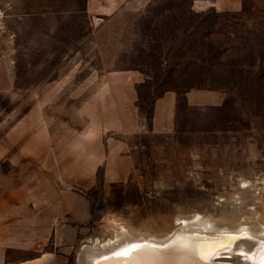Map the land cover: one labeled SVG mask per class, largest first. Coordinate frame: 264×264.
<instances>
[{
	"label": "rangeland",
	"instance_id": "1",
	"mask_svg": "<svg viewBox=\"0 0 264 264\" xmlns=\"http://www.w3.org/2000/svg\"><path fill=\"white\" fill-rule=\"evenodd\" d=\"M188 1L153 4L133 48L102 50L118 58L110 68H132L144 77L135 84L134 101L144 130L127 136L132 155L127 176L104 181L98 168L80 185L64 172L53 177L44 165L71 157L67 129L96 116L73 111L82 93L78 100L66 91L74 84L76 89V82L62 84L57 95L56 87L47 88L57 74H72L71 59L97 52L83 44L82 0H0L5 259L58 248L77 264L83 249L82 262L90 264L87 256L111 246L139 238L161 241L187 229L246 231L230 252L220 253H230L233 264L264 252V0H242L236 11L189 9ZM75 67V76L87 70ZM167 90L175 93L172 126L153 132L152 101ZM186 91L200 102H188ZM47 130L59 140H48ZM60 139L64 143H56ZM63 189L85 193L89 218L73 241L55 243L48 223L62 214L47 203L57 201ZM234 247L241 253L234 254Z\"/></svg>",
	"mask_w": 264,
	"mask_h": 264
},
{
	"label": "crops",
	"instance_id": "2",
	"mask_svg": "<svg viewBox=\"0 0 264 264\" xmlns=\"http://www.w3.org/2000/svg\"><path fill=\"white\" fill-rule=\"evenodd\" d=\"M161 1L165 0H82L80 11L86 18L87 35L83 44L89 52L93 48L97 52L71 59L72 74H57L47 88L56 87L57 95L62 84L76 82V89H73L74 84L70 91H66L67 96L78 100L82 93L83 100L73 103V111L78 108L77 112L96 116L94 120L90 116L87 122L67 129L64 139H73L70 142L71 157H56L44 165L53 177L59 178L64 172L66 176L78 179L75 184L87 185L98 168L104 181L122 179L129 173L132 155L127 136L144 130L134 106L137 96L135 84L144 77L132 68H110L118 64V58L114 54L106 55L102 50L133 48L137 35L143 33L144 18L150 16L152 5ZM241 1L189 0L188 7L212 6L218 11H236L241 9ZM75 66H86L87 70L81 76H75ZM184 95L190 103L200 102L195 93L186 91ZM40 97L44 98L43 90ZM174 103L175 93L171 90L152 101L149 130L156 132L171 128ZM47 138L59 140L58 135H50L48 130ZM60 192L57 201L47 203L49 209L59 210L62 214L61 218L57 215L48 223V234L55 243L73 241L79 232L77 227L89 218V201L84 192L67 189ZM69 254L58 248H49L17 259H5L0 255V264H66Z\"/></svg>",
	"mask_w": 264,
	"mask_h": 264
},
{
	"label": "bare ground",
	"instance_id": "3",
	"mask_svg": "<svg viewBox=\"0 0 264 264\" xmlns=\"http://www.w3.org/2000/svg\"><path fill=\"white\" fill-rule=\"evenodd\" d=\"M245 236L246 231H205L202 229H187L176 231L171 236L161 241L150 239H132L130 242L121 246H111L102 253L96 256H87L90 259V264H127V258L124 256H117V253H123L126 250L131 249L134 245H145L144 249L133 253L135 257L134 264H200L199 250L197 255L187 256L183 249V246L189 243L193 239H198L200 243H205L208 238H220V237H232V236ZM179 241L178 244L175 242ZM235 241L217 240L215 244H207L206 247L215 250V256L213 260L215 264H233L231 254H220L222 252L233 249ZM226 245V246H222ZM232 246V247H231ZM83 248V247H82ZM233 253H241V248L234 247ZM83 249L80 250L77 256V264H83ZM232 253V252H231ZM220 254V255H219ZM239 264H264V252L249 263L239 262Z\"/></svg>",
	"mask_w": 264,
	"mask_h": 264
},
{
	"label": "snow or ice",
	"instance_id": "4",
	"mask_svg": "<svg viewBox=\"0 0 264 264\" xmlns=\"http://www.w3.org/2000/svg\"><path fill=\"white\" fill-rule=\"evenodd\" d=\"M242 238H244L243 235L232 237L208 238L205 243H200L198 239H193L189 243L185 244L182 250L187 256H195L197 255V250H199L200 264H215V261L213 260V257L215 256V250L206 247L207 244H215L217 240L237 241ZM178 243L179 241L175 242L173 246ZM145 247V245H134L131 249L126 250L123 253H117L116 255L126 257L127 264H134L135 257L133 256V253H136L139 250L144 249Z\"/></svg>",
	"mask_w": 264,
	"mask_h": 264
},
{
	"label": "trees",
	"instance_id": "5",
	"mask_svg": "<svg viewBox=\"0 0 264 264\" xmlns=\"http://www.w3.org/2000/svg\"><path fill=\"white\" fill-rule=\"evenodd\" d=\"M72 263V259L70 258V255L68 256V260L66 264H71Z\"/></svg>",
	"mask_w": 264,
	"mask_h": 264
}]
</instances>
